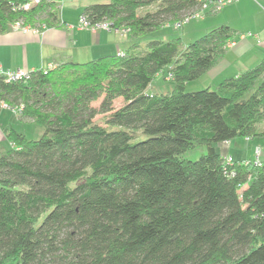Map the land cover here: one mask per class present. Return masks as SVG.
Returning a JSON list of instances; mask_svg holds the SVG:
<instances>
[{"label": "trees", "instance_id": "obj_1", "mask_svg": "<svg viewBox=\"0 0 264 264\" xmlns=\"http://www.w3.org/2000/svg\"><path fill=\"white\" fill-rule=\"evenodd\" d=\"M29 1L0 0V33L16 21L64 26L61 0L24 8ZM201 7L89 3L80 15L123 30L125 51L35 68L24 80L0 75V107L43 127L37 139L3 129L13 145L0 151V264H264V159L226 163L215 147L264 136V58L215 88L186 91L226 52L232 28L187 44L142 40ZM164 68L172 89L147 93ZM198 145L207 152L182 158Z\"/></svg>", "mask_w": 264, "mask_h": 264}, {"label": "crops", "instance_id": "obj_2", "mask_svg": "<svg viewBox=\"0 0 264 264\" xmlns=\"http://www.w3.org/2000/svg\"><path fill=\"white\" fill-rule=\"evenodd\" d=\"M100 1L102 0H61L58 17L64 22L63 27L45 26L38 30L39 32L11 29L0 33V65L9 70L16 68L31 70L47 67L49 63L57 65L59 62L74 61L76 60L74 58L80 57L89 60L125 51V47L132 42V39L122 31L103 28L93 31L76 27L78 17L86 5ZM196 22L200 24V28L187 34L190 41H184L183 37H179L183 44L191 42L202 36L204 32L221 24H228L235 33L231 39L234 44L227 47L226 52L205 72L207 82L203 84L205 85L203 88L206 86L215 88L225 78L250 69L264 58V0H236L226 4L214 14L204 15ZM186 23H190V20ZM169 26L166 24L162 28ZM91 54H94V57L89 56ZM3 107L7 106L3 105L0 108ZM4 127L11 126L4 125ZM4 127L0 128V133L3 132ZM0 138L5 141V134L4 136L0 134ZM245 140L251 143L252 149L253 146H259L253 143L255 137ZM218 146L222 153L229 155L232 154L231 151L240 152L235 139L228 143L221 142ZM260 147L263 149V146ZM247 151L248 149H245L243 156L238 160L248 157Z\"/></svg>", "mask_w": 264, "mask_h": 264}, {"label": "rangeland", "instance_id": "obj_3", "mask_svg": "<svg viewBox=\"0 0 264 264\" xmlns=\"http://www.w3.org/2000/svg\"><path fill=\"white\" fill-rule=\"evenodd\" d=\"M103 1V0H102ZM203 18V17H201ZM200 17H192L190 19V23H184L179 29H175L174 26H169V27H165V28H161L158 29V31H155L153 33L147 34L146 38H158V37H162L163 39H170L171 37H183L184 41H190V38L188 37V33H192V31H197L200 28V24H197L196 21H198L199 19H201ZM24 25V22H23ZM29 24H25V26H28ZM31 26V25H29ZM40 26V24L35 23L33 24V28H38ZM31 27V28H32ZM188 37V38H187ZM192 41V40H191ZM94 54H91L89 56H93ZM98 55V54H97ZM96 57V56H95ZM76 60V62H80V61H86L87 59H84L83 57L81 58H74ZM91 60V59H89ZM205 75V73L203 74ZM207 82V75H205L204 77L201 75V77L194 79L193 81H189L186 83V87L185 90L186 91H194V90H198V89H202L203 84H205ZM260 82V81H259ZM174 85V82L172 81V79L168 78V70L166 68L163 69V71L160 72V74H157L151 81V83L149 84V87L147 88L146 91L148 92H152V93H156V94H161V93H166L168 91H170L172 89ZM253 90V88H251V90H249L246 94H244L241 99L247 97L251 91ZM224 95L229 96V92H224ZM122 103L121 99H117L116 102L114 103V106H118ZM93 105L98 106V101L93 102ZM17 111V110H16ZM12 111V109H10L9 107H3L0 108V128L4 127V125H10L14 130H17L18 132H22L26 135L27 138L29 139H37L43 132V127L41 125H36L35 123L28 121V120H20L19 119V111L17 112ZM95 118L97 119H101V115H96ZM261 129L262 131H264V120L262 122L261 125ZM1 131V130H0ZM1 135L4 136V133H0ZM142 136H140L139 138H141ZM6 138V136H5ZM236 143H238V147L240 149V152H234L231 151L232 154L230 155L231 158L238 160L243 156V151H245V149H248L247 152H249L248 157H243V159H253L254 157V150L256 146H251L250 142H247L244 138H235ZM252 141V140H251ZM12 141H9L8 136L6 138V140L2 141L0 138V151H5V149H7L9 146H11ZM221 143V142H219ZM253 143H256L257 145L263 146V149H261L260 147V153L262 152V159H264V136H257L255 137V141ZM252 143V144H253ZM219 144H217L216 150L219 151V153L221 152V148L218 146ZM234 150V149H233ZM207 152V148H205L204 146H197L193 149H188L186 150V152L182 153L181 156L182 158H188V159H197V157H199L201 154H204ZM222 153V152H221ZM228 153H222L223 156L227 155ZM252 155V156H251Z\"/></svg>", "mask_w": 264, "mask_h": 264}, {"label": "built area", "instance_id": "obj_4", "mask_svg": "<svg viewBox=\"0 0 264 264\" xmlns=\"http://www.w3.org/2000/svg\"><path fill=\"white\" fill-rule=\"evenodd\" d=\"M60 1V0H59ZM202 1V7L199 10L193 11L191 12V15L185 17L182 21H180V23H176L174 24L175 28H180L184 23L188 22L192 17H203L207 12L210 13H214L215 11L220 10L222 7H224L226 4L228 3H232V2H236V0H211V2H208L206 0H200ZM40 0H31L29 2H26L23 6L24 8H29L31 6H33V4H37L39 3ZM78 24L76 25V27L79 28H85V29H91L93 31L98 30V29H107L108 28V23L106 21H101L99 23H95V24H89V22L87 21V19L80 15L78 17ZM11 29L12 30H20V31H33V32H39L38 28H31L29 26H25L23 25V23L21 21H16L14 23L11 24ZM122 32L124 33V31L122 30ZM234 44L233 40L232 41H228L226 43L227 47H230ZM56 65L55 64H48L47 67H44L45 71L47 69H51L54 68ZM35 69H31V70H27V69H22V68H16L13 70H9V69H4L3 66L0 65V75H3V77H5V80L7 82H13L16 80H24V78H27L28 75L33 72ZM168 78H170V76L168 75ZM12 110V111H16ZM20 112V110H17ZM16 111V112H17ZM228 143V142H227ZM13 145V144H11ZM254 158L252 159V163L253 165L256 166H261L263 164V160L261 157V153H260V147L256 146L255 150H254ZM223 158L225 159L226 163H231L233 161V159L230 157V155H225L223 156ZM249 163L250 160L249 159H243L242 163ZM234 174V172L231 173V175Z\"/></svg>", "mask_w": 264, "mask_h": 264}]
</instances>
